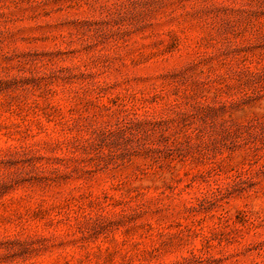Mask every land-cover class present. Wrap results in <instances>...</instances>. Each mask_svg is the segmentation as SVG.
<instances>
[{
  "label": "rangeland",
  "instance_id": "1",
  "mask_svg": "<svg viewBox=\"0 0 264 264\" xmlns=\"http://www.w3.org/2000/svg\"><path fill=\"white\" fill-rule=\"evenodd\" d=\"M0 264H264V0H0Z\"/></svg>",
  "mask_w": 264,
  "mask_h": 264
}]
</instances>
